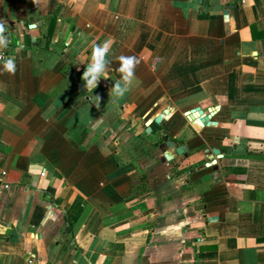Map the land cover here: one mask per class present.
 Segmentation results:
<instances>
[{"label":"crops","instance_id":"obj_1","mask_svg":"<svg viewBox=\"0 0 264 264\" xmlns=\"http://www.w3.org/2000/svg\"><path fill=\"white\" fill-rule=\"evenodd\" d=\"M0 22V264H264V0H0Z\"/></svg>","mask_w":264,"mask_h":264},{"label":"clouds","instance_id":"obj_2","mask_svg":"<svg viewBox=\"0 0 264 264\" xmlns=\"http://www.w3.org/2000/svg\"><path fill=\"white\" fill-rule=\"evenodd\" d=\"M6 32V25L4 22H0V44H4L7 47L9 41L8 37L4 36ZM109 52V44L105 42L103 45H97L92 50V59L90 67L84 72L83 79L87 81L86 88L89 91H92L98 87L97 80L105 76L106 73V61L105 56ZM0 60H3L4 71L15 74L16 63L13 57L4 58L0 56ZM120 67L119 72L122 75V78L125 82V86L121 88L120 82L117 81L116 85L110 92V96L115 99H123V97L128 93L133 84L135 77V68L140 63V61L135 56H123L119 57ZM95 101L97 107H99L100 97L95 96Z\"/></svg>","mask_w":264,"mask_h":264},{"label":"water","instance_id":"obj_3","mask_svg":"<svg viewBox=\"0 0 264 264\" xmlns=\"http://www.w3.org/2000/svg\"><path fill=\"white\" fill-rule=\"evenodd\" d=\"M228 15V10L225 11V16L227 17ZM218 109V107H217ZM216 108L214 109H210L208 111V113H205V111H203L200 107H197L193 110H191V112L189 113V117L190 119L194 120L196 123H198L199 125H213L215 122H212V116L215 113ZM169 112V110L167 109L166 111H164L163 114L157 116L155 118L156 122H160L164 115H166ZM151 128V127H150ZM167 145L171 146V147H176L177 146V142L173 141V140H167ZM186 151V147L184 145H180L178 147H176V152L178 154H182ZM214 155H218L220 154V150L219 149H214L213 150ZM166 159H172L173 157L170 154H166L165 155ZM0 185H1V181H0Z\"/></svg>","mask_w":264,"mask_h":264},{"label":"built area","instance_id":"obj_4","mask_svg":"<svg viewBox=\"0 0 264 264\" xmlns=\"http://www.w3.org/2000/svg\"><path fill=\"white\" fill-rule=\"evenodd\" d=\"M1 56H2V57L5 56L3 52L1 53ZM3 174H6V173H3ZM9 186H10L9 184H5V185H4L5 188H9Z\"/></svg>","mask_w":264,"mask_h":264}]
</instances>
